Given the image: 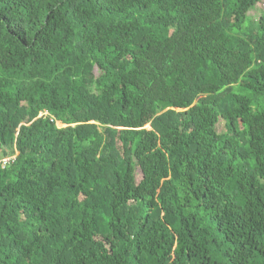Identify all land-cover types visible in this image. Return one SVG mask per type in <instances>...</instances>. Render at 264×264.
<instances>
[{
    "label": "trees",
    "instance_id": "16d2710c",
    "mask_svg": "<svg viewBox=\"0 0 264 264\" xmlns=\"http://www.w3.org/2000/svg\"><path fill=\"white\" fill-rule=\"evenodd\" d=\"M260 3L0 0V264H264Z\"/></svg>",
    "mask_w": 264,
    "mask_h": 264
},
{
    "label": "rangeland",
    "instance_id": "374dc122",
    "mask_svg": "<svg viewBox=\"0 0 264 264\" xmlns=\"http://www.w3.org/2000/svg\"><path fill=\"white\" fill-rule=\"evenodd\" d=\"M263 8H264V3H260V4H258V5L255 6V8L249 13V15H251L252 17L253 16H256V15L259 14V12L262 11ZM59 127H62V126L59 125ZM218 128L219 129L222 128V122H220L218 124ZM8 158H10V157H4L3 159H8ZM14 158H15V156L12 155L11 159H14ZM137 177L139 178V171H137Z\"/></svg>",
    "mask_w": 264,
    "mask_h": 264
},
{
    "label": "built area",
    "instance_id": "2783aa9c",
    "mask_svg": "<svg viewBox=\"0 0 264 264\" xmlns=\"http://www.w3.org/2000/svg\"><path fill=\"white\" fill-rule=\"evenodd\" d=\"M10 159H11V158L0 160V165H1V167H3V166L5 165V163L8 162Z\"/></svg>",
    "mask_w": 264,
    "mask_h": 264
},
{
    "label": "clouds",
    "instance_id": "9594fccd",
    "mask_svg": "<svg viewBox=\"0 0 264 264\" xmlns=\"http://www.w3.org/2000/svg\"><path fill=\"white\" fill-rule=\"evenodd\" d=\"M11 158V157H10ZM2 160V159H1ZM10 160H13V159H10Z\"/></svg>",
    "mask_w": 264,
    "mask_h": 264
}]
</instances>
